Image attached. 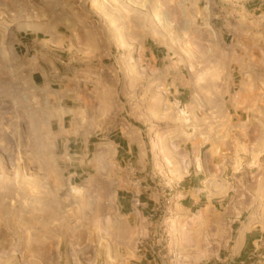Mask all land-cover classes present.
Masks as SVG:
<instances>
[{
  "label": "rangeland",
  "instance_id": "1",
  "mask_svg": "<svg viewBox=\"0 0 264 264\" xmlns=\"http://www.w3.org/2000/svg\"><path fill=\"white\" fill-rule=\"evenodd\" d=\"M215 1L0 0V264H222L264 230V2Z\"/></svg>",
  "mask_w": 264,
  "mask_h": 264
},
{
  "label": "crops",
  "instance_id": "2",
  "mask_svg": "<svg viewBox=\"0 0 264 264\" xmlns=\"http://www.w3.org/2000/svg\"><path fill=\"white\" fill-rule=\"evenodd\" d=\"M206 2V6H205V13L206 10H212L215 6L217 8H219V6L217 5L216 1L214 0H204ZM242 0H231L230 3V10L232 11V15H238L240 16L241 14H245V12H250L247 8H251L252 7H256L258 6V3L252 4L251 6L248 5L247 8H245V5L243 4L242 6L240 5V2ZM261 6V4H260ZM222 10L224 9V7H221ZM221 10V11H222ZM258 10V9H257ZM228 11V10H226ZM252 11H255L254 9H252ZM236 14H233V13ZM211 18H217V17H213L211 16ZM223 21L226 22V17H223ZM255 27V25L253 26ZM260 26H258L259 28ZM257 33H259V38L264 37V26H262L259 30L257 29ZM117 42L119 43V45H122L124 47V49H130V47L132 46L130 43H126L124 41H119L117 40ZM157 51L154 48H149L146 47L145 48V52H144V59L146 61H149L150 66H154L156 70H158L159 68L157 67L158 65V58H157ZM227 95V94H226ZM180 104L182 103V101H178ZM179 110H181L180 108H178ZM111 145L120 148V143H117V141H111ZM112 146V147H113ZM252 156L250 157L251 161ZM149 200H151V196L148 198ZM153 203L150 202V205H152ZM251 251H257L261 254L264 255V230L260 227H256V228H251L250 230H246L242 236L239 237L238 243H237V248L233 254V256H230V261L228 262V258L226 259H221V263L222 264H252L251 261L249 260V254L251 253ZM231 262V263H230Z\"/></svg>",
  "mask_w": 264,
  "mask_h": 264
},
{
  "label": "built area",
  "instance_id": "3",
  "mask_svg": "<svg viewBox=\"0 0 264 264\" xmlns=\"http://www.w3.org/2000/svg\"><path fill=\"white\" fill-rule=\"evenodd\" d=\"M264 2V0H263ZM263 6V5H261ZM166 204L169 205L170 204V200H165ZM152 216L154 215H157V212L155 210H152ZM159 241H162V240H159ZM256 254H252L250 257H249V260L255 258V257H258L259 259L257 261H254V264H260V263H264V255H260V253H258L257 251H255ZM165 255V254H164ZM165 258V256H164Z\"/></svg>",
  "mask_w": 264,
  "mask_h": 264
},
{
  "label": "bare ground",
  "instance_id": "4",
  "mask_svg": "<svg viewBox=\"0 0 264 264\" xmlns=\"http://www.w3.org/2000/svg\"><path fill=\"white\" fill-rule=\"evenodd\" d=\"M180 111H181V110H180ZM181 114H182V113H181ZM194 216H195V219H196V220H198V219L200 220L201 213H199V214H197V215H194ZM182 241H183V242H186L185 239H183ZM188 241H189V240H188ZM174 257H175V256H174Z\"/></svg>",
  "mask_w": 264,
  "mask_h": 264
}]
</instances>
